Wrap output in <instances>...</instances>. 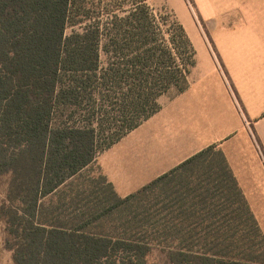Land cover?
<instances>
[{
    "label": "trees",
    "instance_id": "1",
    "mask_svg": "<svg viewBox=\"0 0 264 264\" xmlns=\"http://www.w3.org/2000/svg\"><path fill=\"white\" fill-rule=\"evenodd\" d=\"M154 1L0 0L1 210L15 264H148L153 248L169 264H264L262 229L216 146L127 197L93 175L191 85L194 45Z\"/></svg>",
    "mask_w": 264,
    "mask_h": 264
},
{
    "label": "crops",
    "instance_id": "2",
    "mask_svg": "<svg viewBox=\"0 0 264 264\" xmlns=\"http://www.w3.org/2000/svg\"><path fill=\"white\" fill-rule=\"evenodd\" d=\"M236 1L239 4L234 11L219 13L221 26L207 21L209 42L215 44L220 60H208L203 76L191 81L186 92L168 101L163 97L161 110L127 135L140 131L139 153L127 151L112 157L117 143L99 157L103 174L120 197L137 192L216 146L249 199L247 188L258 182L260 171L244 166L256 160L255 151H251L255 139L240 131L264 123V0ZM259 136L264 154L260 130Z\"/></svg>",
    "mask_w": 264,
    "mask_h": 264
},
{
    "label": "rangeland",
    "instance_id": "3",
    "mask_svg": "<svg viewBox=\"0 0 264 264\" xmlns=\"http://www.w3.org/2000/svg\"><path fill=\"white\" fill-rule=\"evenodd\" d=\"M238 4L239 2L236 0L154 1L156 9L161 10L166 8L176 16L177 20L184 26L194 45L196 50V63L191 73V81L198 76H203L208 65V60H220L215 44L209 42L210 28L207 21L211 19L213 23L221 26L223 24V18L220 17L221 15H219V13L224 10L234 11L238 7ZM88 6L89 8H92L90 4ZM72 30V28H69L67 30L68 34H70ZM169 99L173 98L165 97L163 101H168ZM258 129L264 134V123L258 125V128L253 126L252 129L248 128L247 130H241L240 134L247 132L245 135L249 134L255 139V144L253 145L254 149L251 148V151H255L254 156L256 160L247 161L244 166L247 168L252 167L256 170L259 169L260 174L259 178H257L258 182L255 184H249V188H247V198L249 199L247 200L264 234V154L262 153V141ZM140 134V131H138L137 133H133L128 137L126 136L121 140L111 152V154H113L112 157L124 154L127 151L139 153L137 145ZM245 148L247 149V147ZM97 165L98 167H93V170L95 171L93 175H99L100 173L103 174L99 164V158ZM150 170L152 169L150 168ZM134 171L137 174L139 173V165L134 166ZM10 180L11 176L8 174L0 177V264H15L13 260L14 252L10 248L11 238L7 230L6 219L1 210L2 206L7 201ZM146 261L148 264H169L167 254L160 248H153L147 256Z\"/></svg>",
    "mask_w": 264,
    "mask_h": 264
}]
</instances>
